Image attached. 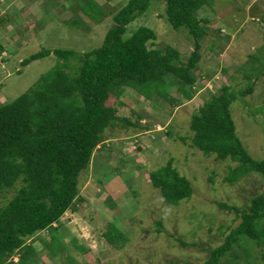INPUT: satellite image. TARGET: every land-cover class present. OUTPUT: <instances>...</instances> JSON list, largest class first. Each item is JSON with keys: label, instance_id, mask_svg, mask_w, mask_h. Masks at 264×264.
<instances>
[{"label": "rangeland", "instance_id": "1", "mask_svg": "<svg viewBox=\"0 0 264 264\" xmlns=\"http://www.w3.org/2000/svg\"><path fill=\"white\" fill-rule=\"evenodd\" d=\"M126 2L0 0V105L14 101L62 63L53 54L26 66L22 60L44 49L77 53L98 49L112 26L111 13ZM96 4L104 12L100 20L85 15L84 8L98 12ZM197 15L208 22H203L207 33L193 72L198 81L193 99L186 100L175 88L168 92L173 103L149 101L129 88L112 97L109 105L135 126L118 123L108 129L107 140L80 175V196L54 225L56 230L43 231L34 241L41 251L42 240L49 243L53 237L60 241L56 246H65L56 263L45 249L44 264H203L241 222L234 211L221 210L217 203L244 210L264 192V178L255 173L230 184V169L237 164L194 148L190 128L193 115L210 94L229 86L237 95L231 110L238 135L255 160L264 159V0H212ZM140 26L155 31V48H175L188 62L193 40L186 29L175 30L167 22L164 3L153 2L130 25L128 35ZM249 87L252 93L240 95ZM170 161L194 189L190 199L176 206L165 201L149 176ZM13 193L0 197V208ZM111 223L125 237L121 249L103 236ZM74 241L87 252L77 249ZM263 253L264 245L254 248L256 264H264ZM244 257V249L237 246L221 264H245ZM69 259L72 262H66Z\"/></svg>", "mask_w": 264, "mask_h": 264}, {"label": "trees", "instance_id": "2", "mask_svg": "<svg viewBox=\"0 0 264 264\" xmlns=\"http://www.w3.org/2000/svg\"><path fill=\"white\" fill-rule=\"evenodd\" d=\"M153 2L165 4V17L175 30L188 31L194 43L188 62H183L175 48H155L157 36L150 27L140 26L128 35L130 25L146 14ZM211 4L212 0H127L111 13L112 26L98 49L85 53L44 49L22 60L26 66L53 54L62 63L14 101L0 105V197L14 192L0 208V264H44L41 254L45 249L56 263L57 256L65 252L64 245L56 246L60 242L56 237L49 243L41 239L43 251L33 243L41 232L56 230L54 225L80 196V175L90 167L98 146L107 140L108 129L118 123L135 126L109 105L112 97L129 88L149 101L173 103L168 92L175 88L186 100L193 99L198 90L193 72L201 60V43L207 33L203 22H208L197 14ZM95 7L98 12L84 8L85 15L100 20L104 12L99 4ZM253 90L249 87L240 95ZM236 99L232 88L223 86L218 94H210L190 124L194 148L237 164L230 169V184L252 173L264 178V159L255 160L238 135L231 110ZM149 176L169 205L176 206L194 194L192 183L172 161ZM217 205L234 211L241 222L203 264H221L237 246L244 249L245 264H256L254 248L264 245V192L251 199L244 210L225 203ZM103 236L111 246L122 248L125 237L114 224ZM75 242L77 249L87 252ZM14 257H18L17 262ZM261 258L264 261V253Z\"/></svg>", "mask_w": 264, "mask_h": 264}, {"label": "crops", "instance_id": "3", "mask_svg": "<svg viewBox=\"0 0 264 264\" xmlns=\"http://www.w3.org/2000/svg\"><path fill=\"white\" fill-rule=\"evenodd\" d=\"M1 54V53H0Z\"/></svg>", "mask_w": 264, "mask_h": 264}]
</instances>
